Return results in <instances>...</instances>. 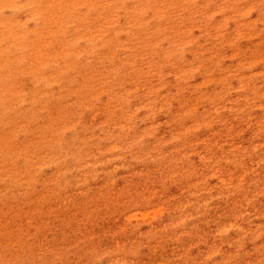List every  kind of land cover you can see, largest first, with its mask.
Returning <instances> with one entry per match:
<instances>
[{"label": "rangeland", "instance_id": "obj_1", "mask_svg": "<svg viewBox=\"0 0 264 264\" xmlns=\"http://www.w3.org/2000/svg\"><path fill=\"white\" fill-rule=\"evenodd\" d=\"M64 251L264 264V0H0V264Z\"/></svg>", "mask_w": 264, "mask_h": 264}, {"label": "bare ground", "instance_id": "obj_2", "mask_svg": "<svg viewBox=\"0 0 264 264\" xmlns=\"http://www.w3.org/2000/svg\"><path fill=\"white\" fill-rule=\"evenodd\" d=\"M145 135H144V137H145ZM144 142H146V141H143V139H142V143L140 145L145 146L146 144ZM215 201H217V196L211 198L210 204L208 202H206V203L203 202L201 207H196V206L188 204L187 208H186L187 211H185L180 217L184 220H185V218H187L191 215L196 218L197 215L202 213V212L204 213V217H209L208 211L218 212L220 215L221 211L215 205ZM206 207L209 208L208 211H206V209H205ZM176 216L178 217V214ZM88 258H89V256L85 255L84 252H76L75 251V253L73 255H70L64 251V254H63L61 259L60 258H57V259L48 258L47 264H85L84 261H87ZM23 262H26V261H23ZM94 264H96V263H94ZM152 264H161V261H153Z\"/></svg>", "mask_w": 264, "mask_h": 264}]
</instances>
